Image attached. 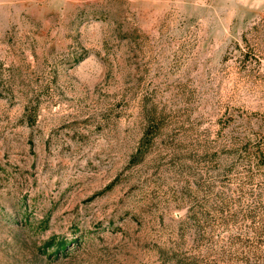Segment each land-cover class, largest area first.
<instances>
[{"label": "rangeland", "instance_id": "rangeland-1", "mask_svg": "<svg viewBox=\"0 0 264 264\" xmlns=\"http://www.w3.org/2000/svg\"><path fill=\"white\" fill-rule=\"evenodd\" d=\"M0 264H264V0H0Z\"/></svg>", "mask_w": 264, "mask_h": 264}]
</instances>
